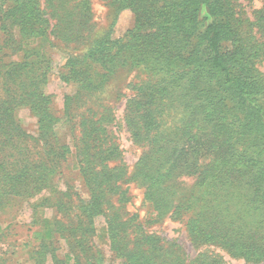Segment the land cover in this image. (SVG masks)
Segmentation results:
<instances>
[{
    "label": "trees",
    "instance_id": "obj_1",
    "mask_svg": "<svg viewBox=\"0 0 264 264\" xmlns=\"http://www.w3.org/2000/svg\"><path fill=\"white\" fill-rule=\"evenodd\" d=\"M2 5L0 197L35 196L62 172L61 161L73 151L59 143L55 128L69 117L76 96H95L122 70L147 74L136 85L125 118L135 142L148 147L129 179L125 166L108 164L118 157L103 125L108 115L81 117L75 148L81 182L89 189L80 208L87 223L80 219L78 227L69 229L75 241L68 264H91V257L100 255L90 244L93 219L99 215L106 217L110 250L119 264H226L214 252L189 260L181 244L145 231L135 216L126 217L125 180L144 187L155 219L167 212L180 215L193 198L198 211L189 227L195 243L264 261L260 41L245 37L232 0H110L115 11L132 12L134 25L122 38L109 30L92 39L83 54L67 57L61 78L75 86L76 96L65 95L63 116L47 90L52 62L43 58L39 41L54 35L65 43L85 42L90 35L84 31L92 26L89 0H4ZM27 41L38 46L25 48ZM225 43L232 48L224 50ZM19 53L21 60H6ZM21 108L37 118V136L19 120ZM187 176L195 177L199 195L174 205L180 177ZM57 208L66 210L62 203Z\"/></svg>",
    "mask_w": 264,
    "mask_h": 264
},
{
    "label": "rangeland",
    "instance_id": "obj_2",
    "mask_svg": "<svg viewBox=\"0 0 264 264\" xmlns=\"http://www.w3.org/2000/svg\"><path fill=\"white\" fill-rule=\"evenodd\" d=\"M3 1L0 0V9L3 8ZM232 1L242 21L241 29L245 37L256 38L260 41V44H257L260 47L257 68L264 80V0ZM89 4L92 26L84 31L85 34L90 35L85 42L65 43L54 35H49L47 39H40L44 42L39 41V43H44L43 58H48L52 62L47 90L54 95L55 111L58 116H63L65 95L76 96L75 86L61 78L67 57L83 54L92 39L109 30L112 31L113 37L122 38L134 25L132 12L129 9L115 11L110 5V0H89ZM2 34L0 31V36ZM36 46L38 42L27 41L25 44V48ZM222 48L229 50L232 45L225 43ZM22 55L23 53H19L6 60L18 61L22 59ZM145 80H147V74L140 69L122 70L108 82L104 90L95 96L91 98L83 95L76 96L69 117L63 119L55 128L59 143L69 145L73 151L67 161L59 160L62 163V172L52 175L49 186L35 196L0 197V264H68L73 262L67 257L69 247L75 241L69 229L74 226L78 227L77 223L80 219L83 223H87L80 208L81 200L88 199L87 190H89L81 182L78 158H76L78 150L75 148V143L80 135L81 117L88 115L99 118L103 114L108 115L103 125L110 131L108 134L114 144L113 148L118 149V157L109 161L108 164L113 167L125 166L129 179L139 159L145 156L148 149L146 144L135 142L125 122L128 102L137 95L136 85ZM89 110H96L94 111L96 114L90 113ZM18 116L31 135L39 134L37 118L27 108H21ZM127 181L121 182L122 189L127 191L126 197H128L122 209L125 216H135L145 231L155 233L167 241L181 244L189 260L194 259L201 252H214L222 256L226 264H264V261L253 262L243 257L233 256L216 244L195 243L189 227V222L194 219L198 211L193 198L191 205L182 209L180 215L173 216L171 212H167L162 219H155L156 213L144 198V187L134 181ZM180 182L179 192L184 194L178 193L174 197V205L181 199H187L189 195H199L198 190L194 192L195 177H180ZM111 199L112 203L116 204L117 198L111 196ZM58 203H62L66 210L59 211ZM57 221L58 225L55 223ZM59 229L63 232H58ZM93 229L90 244L96 246L100 255L96 253L91 257V264H119L120 260L114 257L110 250L105 215H99L93 219ZM95 252L96 249H93L92 254Z\"/></svg>",
    "mask_w": 264,
    "mask_h": 264
}]
</instances>
